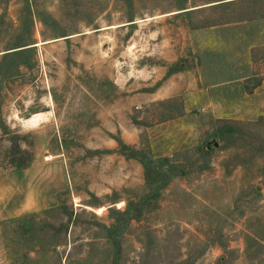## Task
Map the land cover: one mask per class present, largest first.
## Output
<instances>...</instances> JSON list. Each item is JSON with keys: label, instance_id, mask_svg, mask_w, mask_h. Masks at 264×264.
<instances>
[{"label": "rangeland", "instance_id": "374dc122", "mask_svg": "<svg viewBox=\"0 0 264 264\" xmlns=\"http://www.w3.org/2000/svg\"><path fill=\"white\" fill-rule=\"evenodd\" d=\"M213 1L0 0V264H264V22Z\"/></svg>", "mask_w": 264, "mask_h": 264}, {"label": "trees", "instance_id": "16d2710c", "mask_svg": "<svg viewBox=\"0 0 264 264\" xmlns=\"http://www.w3.org/2000/svg\"><path fill=\"white\" fill-rule=\"evenodd\" d=\"M126 1H129V0H126ZM132 20H134V19L132 17H130L129 21H132ZM26 45H28V44H23V45H21L23 48H20V49L11 51V52H13V54H15V55L16 54H25V53L27 54L30 51H32V49H31L32 47H25ZM262 79L263 78H259L258 80H254V82L252 79H250L247 82L249 84H252L251 87L253 88V87H256L259 84V81H261ZM263 121H264L263 116L258 118L255 121H247L244 123L247 127V130L240 129L241 132L243 133V135L244 134L247 136L249 135L248 136L249 138L257 141V142L251 143V145H250L251 148L248 150L251 153L250 157H249L250 160H252V159L255 160L257 158L264 157V134L262 135L261 133H259L257 131H255V132L251 131V129L253 127H255V128L261 127L259 125H262L261 123ZM0 123L4 129H7V126L1 117V105H0ZM220 123L228 124L225 126H219V129H217V134H219L223 138L226 134L231 135V133L234 132V130L236 128L233 127L232 125L240 124V122H237L233 119H227V120L221 119ZM213 144L215 146L220 145L219 141H217L216 139H214ZM23 154H28V151L25 149H21L19 144L16 145V148H14V145H13L12 149L9 150V154H8L9 163L12 166H16V167L27 166V164L24 163V162H26V159L22 157ZM236 156L238 157V155H235L234 157H236ZM231 162H233L232 158L229 159V163H231ZM242 163H245V162L242 159H239L236 164H242ZM262 172L264 173V165L262 168ZM260 228H261V226H260ZM246 239H247V251L252 255V257L258 258L259 260H264V257H262V255H264V228L263 229L261 228V230L257 227L253 228V231L249 235H247Z\"/></svg>", "mask_w": 264, "mask_h": 264}, {"label": "crops", "instance_id": "0c3cea01", "mask_svg": "<svg viewBox=\"0 0 264 264\" xmlns=\"http://www.w3.org/2000/svg\"><path fill=\"white\" fill-rule=\"evenodd\" d=\"M207 6H214L216 10H219L221 12L225 11H231V15H224L223 21L219 23L213 24L212 28H223V27H231V28H251L255 24L261 23V21L264 22V0H214L211 3H204L198 6V8H205ZM242 35L241 30H239V36ZM251 44L247 47L246 51V57L248 59L254 60V51L255 47L257 46L255 42H250ZM264 74V73H260ZM258 73H253L250 75L242 76L241 78H238L237 80L242 79H250L255 76H257ZM245 83L249 86L252 84H249L247 81ZM248 87L245 89L247 96H253L254 94L258 93L261 87L264 86V78L259 81V84L256 87ZM164 95H162L164 98L174 96L175 94L179 95L183 90L178 89H170L166 91L165 87L163 88ZM171 92V93H170ZM175 92V93H174Z\"/></svg>", "mask_w": 264, "mask_h": 264}, {"label": "bare ground", "instance_id": "6f19581e", "mask_svg": "<svg viewBox=\"0 0 264 264\" xmlns=\"http://www.w3.org/2000/svg\"><path fill=\"white\" fill-rule=\"evenodd\" d=\"M44 114L43 113H36L34 114L32 117L28 118V120H31L32 122H37L39 119H41V117H43ZM106 207L104 206H101L99 208H97V211L100 212V211H104Z\"/></svg>", "mask_w": 264, "mask_h": 264}]
</instances>
